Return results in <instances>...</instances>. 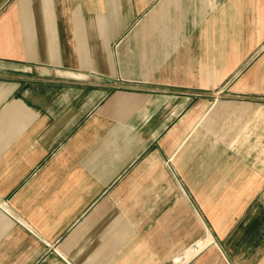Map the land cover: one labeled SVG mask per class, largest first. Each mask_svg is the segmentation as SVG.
Masks as SVG:
<instances>
[{"label": "crops", "instance_id": "0c3cea01", "mask_svg": "<svg viewBox=\"0 0 264 264\" xmlns=\"http://www.w3.org/2000/svg\"><path fill=\"white\" fill-rule=\"evenodd\" d=\"M264 0H0V264H264ZM220 92V91H219Z\"/></svg>", "mask_w": 264, "mask_h": 264}, {"label": "rangeland", "instance_id": "374dc122", "mask_svg": "<svg viewBox=\"0 0 264 264\" xmlns=\"http://www.w3.org/2000/svg\"><path fill=\"white\" fill-rule=\"evenodd\" d=\"M264 51V48H260V50H255L254 51V62L256 61V59L262 54V52ZM220 87L214 89L211 91L212 93V99H218L220 97H231L230 94L231 93H235V94H239V96H235L236 98H240V99H249V100H254V99H258L259 101H262L264 99V94L263 93H246V92H235V91H229L227 88H221ZM220 91V92H219Z\"/></svg>", "mask_w": 264, "mask_h": 264}]
</instances>
